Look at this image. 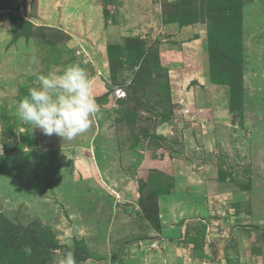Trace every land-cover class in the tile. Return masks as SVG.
I'll list each match as a JSON object with an SVG mask.
<instances>
[{
    "label": "rangeland",
    "instance_id": "374dc122",
    "mask_svg": "<svg viewBox=\"0 0 264 264\" xmlns=\"http://www.w3.org/2000/svg\"><path fill=\"white\" fill-rule=\"evenodd\" d=\"M52 1L0 0V264H58L67 250L94 263L116 231L157 225V193L182 168L206 177L205 212L181 220L184 264H264V0H59L77 17L44 25ZM87 2L99 33H83ZM76 62L99 109L90 127L31 131L17 103L38 74Z\"/></svg>",
    "mask_w": 264,
    "mask_h": 264
},
{
    "label": "crops",
    "instance_id": "0c3cea01",
    "mask_svg": "<svg viewBox=\"0 0 264 264\" xmlns=\"http://www.w3.org/2000/svg\"><path fill=\"white\" fill-rule=\"evenodd\" d=\"M58 3L59 0H53L51 2L53 7H48L49 9L45 15L46 17L44 16V18L39 19L43 22L42 24L48 25L50 24L49 22L60 23V20L64 22L67 15L72 20H75L77 17L75 16L76 12H66L63 10L64 6L59 7ZM64 3L65 7H70V10H72L71 8L73 5H76V7L79 5L78 0H64ZM85 4L88 6L89 12H82V18L84 19L83 33L86 35L88 34L87 32H91V34L99 33L100 30L105 27L102 19V9L100 6H95V3L91 4L90 2H87ZM40 17L42 16L40 15ZM74 25L73 21L70 26L73 29L77 28L74 27ZM110 27L111 26H109V28ZM22 45V42L18 45L21 51H23L22 53H24L21 56L26 57L31 61L33 58L32 51L28 49V53H26L27 50H25ZM29 54L30 57L28 56ZM21 56L19 55L17 57L19 64H14L15 66H18L15 67L18 73L20 72V63L23 62V58ZM5 64L6 66L8 65V63ZM16 76H18L17 73ZM6 156L9 158V161L14 158L9 153L4 154V159L7 158ZM121 159L123 160L124 158L121 157ZM4 164L5 162L2 166H4ZM9 167H11V165L9 166L8 164L7 168ZM10 170L12 171V169ZM186 170L187 168H182L181 171L173 170V172H175L173 181L174 185L172 184L170 187H167L166 190L161 191L163 193H157V225H152L145 220V224L142 225L144 234L134 236L133 232L130 236L131 238H128L127 240H124L125 238L121 237V235H125L124 231H116L117 233H114V236H110L105 245L101 244V246L97 249L99 250V258L97 261L92 263L91 260H87L85 264H184V254L179 251L181 247L178 246L189 245V243H186L184 240L187 238L188 229H186V226L188 224H185V221L181 223V220L188 218L190 214L203 213L206 209L203 192V182H205L204 179L206 178L204 177L205 175L201 174L197 176L195 173V177H191V175H186ZM214 170L216 171L215 166ZM176 172H178V174ZM162 173H167V171L164 169L162 170ZM111 179L114 180L115 178L112 176L110 181H112ZM99 189L102 190L101 186ZM127 190L131 189L128 188ZM101 192L103 197H108L107 200L112 199L111 197L109 198L108 193L110 192L105 190H102ZM180 237L184 240L183 243H181V241H177ZM155 239H158L159 246L157 248H152L149 245L150 242ZM170 239H172V241H170Z\"/></svg>",
    "mask_w": 264,
    "mask_h": 264
},
{
    "label": "clouds",
    "instance_id": "9594fccd",
    "mask_svg": "<svg viewBox=\"0 0 264 264\" xmlns=\"http://www.w3.org/2000/svg\"><path fill=\"white\" fill-rule=\"evenodd\" d=\"M32 60L35 63L36 57ZM37 81L38 86L30 87L28 95L17 103L19 120L31 131L39 128L44 135L55 134L63 140H72L85 133L91 117L99 111L86 69L76 62L59 73L38 74ZM65 244L68 249L72 246L70 239ZM22 251L31 255L32 248L25 245ZM58 264H76L73 252L65 251Z\"/></svg>",
    "mask_w": 264,
    "mask_h": 264
},
{
    "label": "built area",
    "instance_id": "2783aa9c",
    "mask_svg": "<svg viewBox=\"0 0 264 264\" xmlns=\"http://www.w3.org/2000/svg\"><path fill=\"white\" fill-rule=\"evenodd\" d=\"M77 53H80V49L77 50ZM79 55H83V53L79 54ZM113 94L116 98H122V97H125V91L122 87H119V86H115L114 87V90H113ZM150 247L152 248H157L159 246L158 244V239H155V240H152L150 242ZM187 250L184 249L182 251V253L184 254ZM187 256V260H191L190 256L188 253H186V255H184V257Z\"/></svg>",
    "mask_w": 264,
    "mask_h": 264
},
{
    "label": "bare ground",
    "instance_id": "6f19581e",
    "mask_svg": "<svg viewBox=\"0 0 264 264\" xmlns=\"http://www.w3.org/2000/svg\"><path fill=\"white\" fill-rule=\"evenodd\" d=\"M80 49H81L80 53H78V54H81V53H83L84 55H88L89 54V53L85 52L83 48H80Z\"/></svg>",
    "mask_w": 264,
    "mask_h": 264
},
{
    "label": "water",
    "instance_id": "95a60500",
    "mask_svg": "<svg viewBox=\"0 0 264 264\" xmlns=\"http://www.w3.org/2000/svg\"><path fill=\"white\" fill-rule=\"evenodd\" d=\"M71 231H72L73 233L76 232V228H75L74 224H73L72 227H71Z\"/></svg>",
    "mask_w": 264,
    "mask_h": 264
}]
</instances>
